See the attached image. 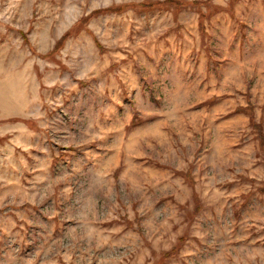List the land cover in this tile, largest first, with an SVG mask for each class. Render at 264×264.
<instances>
[{
  "label": "rangeland",
  "instance_id": "374dc122",
  "mask_svg": "<svg viewBox=\"0 0 264 264\" xmlns=\"http://www.w3.org/2000/svg\"><path fill=\"white\" fill-rule=\"evenodd\" d=\"M0 264H264V0H0Z\"/></svg>",
  "mask_w": 264,
  "mask_h": 264
}]
</instances>
